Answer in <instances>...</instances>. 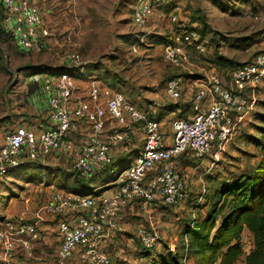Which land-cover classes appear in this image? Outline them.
I'll use <instances>...</instances> for the list:
<instances>
[{
  "label": "built area",
  "instance_id": "1",
  "mask_svg": "<svg viewBox=\"0 0 264 264\" xmlns=\"http://www.w3.org/2000/svg\"><path fill=\"white\" fill-rule=\"evenodd\" d=\"M161 2L136 0L132 20L141 35L131 52H138V46L144 43L149 15ZM248 16L264 20V13ZM0 18L18 51L42 50L49 28L30 0H0ZM171 19L177 21V15ZM204 42L197 28L180 23L163 46V60L171 67L187 70L193 65L194 53L206 56ZM66 59L71 67L78 68L76 73L30 74V83L40 85L46 99L45 122L37 129L17 125L0 135V176L19 166L21 160L53 157L87 178L108 169L117 146L137 131L143 141L141 149L117 173L113 192L93 195L58 190L44 207L46 213L57 216V264L74 256V264H109L102 242L114 235L124 209L136 202L145 206L182 202L185 183L181 157L198 159L212 152L217 159L236 126L250 117L256 90L264 81V51L231 69L226 80L215 73L203 80L192 94V114L170 122L172 138L155 117L154 101L141 108L95 78L87 81L86 96H78L75 76L83 71L82 56L70 53ZM181 82V77L165 81L164 95L169 104L181 98ZM43 225L40 216L4 217L0 222V264H28L16 256L20 251L28 258L32 256V244L41 239ZM137 237L146 249L153 248L157 241L156 233L145 227L138 229Z\"/></svg>",
  "mask_w": 264,
  "mask_h": 264
},
{
  "label": "rangeland",
  "instance_id": "2",
  "mask_svg": "<svg viewBox=\"0 0 264 264\" xmlns=\"http://www.w3.org/2000/svg\"><path fill=\"white\" fill-rule=\"evenodd\" d=\"M165 1L159 3V6L163 7ZM175 1L185 2L182 10L176 12L181 19H185L184 23L203 30L205 50L213 58L210 62L215 61L214 67L229 74L235 64L248 62L253 55L264 51V20H254L248 16L264 13V0ZM135 2L136 0H60L55 6L58 15L56 25L60 29L58 32L62 31V35L70 33L72 36L70 41L55 46L58 56L42 54L41 51L19 53L12 41L10 44L2 43L0 70L3 67L19 70L17 89L20 82H30V74H42L41 70H58L53 72L55 74L76 73L78 68L71 67L66 58L70 53L78 52L82 56L83 71L75 76L76 80L87 82L95 78L104 86L122 93L134 105L145 108L148 105L146 101L138 102L134 97L146 96L148 86L145 84L149 79L154 81L157 89L165 84L169 66L162 59L163 46L168 41L170 32L164 29L154 30L138 46V52H131L141 35L132 20ZM169 14L167 20L170 21ZM191 18L196 21H190ZM169 23L174 29L179 25L172 21ZM1 26L5 30L2 24ZM11 78L10 75L7 83ZM13 91L14 87L9 85L6 91L0 93L1 98H8V101L3 100L4 105L9 103ZM180 99L174 104H169L166 100L167 106L163 105L164 110L172 113L166 120L169 128L163 130L170 138L173 137L170 122L176 118H185L186 115ZM189 108L190 112L191 105ZM153 111L154 114L158 113V107ZM260 114L264 115V81L256 90V104L250 117L236 126L217 159L210 152L202 158H185L181 161L180 171L185 183V198L182 202L174 206L157 202L145 206L136 202L126 207L124 217H121L114 233L113 242L109 241L102 248L110 257L109 264H153V258L142 256L151 253L155 257L158 251L166 253V249L177 252L183 258L190 243L186 228L191 225L201 226L214 203L216 208L223 203L227 206L228 196L225 201L222 197L218 199L220 188L255 167L259 161V149L249 137H259L257 126L261 125L258 117ZM14 117L19 118V115L15 114ZM142 142L141 140L139 145L107 166L108 169L95 171L83 183L78 181L82 177L76 171L59 160H21L19 166L0 176V222L4 217L36 219L38 216L43 219V223L56 221L57 216L52 217L44 209L55 191L100 195V192L113 186L109 182L115 180L119 170L134 160ZM226 210L227 207L223 209V213ZM216 219L219 221L221 215ZM208 226L205 224V230ZM140 227L157 235L156 244L149 252L138 243L137 232ZM242 244L245 251L252 244V236L247 230L242 234ZM197 259L199 258H192L185 264H196Z\"/></svg>",
  "mask_w": 264,
  "mask_h": 264
},
{
  "label": "crops",
  "instance_id": "3",
  "mask_svg": "<svg viewBox=\"0 0 264 264\" xmlns=\"http://www.w3.org/2000/svg\"><path fill=\"white\" fill-rule=\"evenodd\" d=\"M30 2L36 5L44 18V22L46 26L49 28V35L43 41V47L41 50L42 54L58 56V52H56V45L64 44L66 41H70L72 34L65 33L62 35V31L58 32V27L56 23L58 22V15L56 14L55 6L59 4L60 0H30ZM163 7L158 5H154V8L149 15V19L147 22V34L150 35L154 30L161 31L164 29L169 31L170 34L173 32L174 28H172L171 23L175 22L179 24V22L184 23V18L180 16L179 13L176 12L182 10V6L185 5V2L181 1L176 2L175 0H166L163 4ZM131 14V12H129ZM170 13V14H169ZM169 14V19L167 20ZM176 14L177 21H173L171 16ZM131 16V15H130ZM176 26V25H175ZM176 29V28H175ZM147 38V36H145ZM13 42V39H12ZM14 43V42H13ZM15 46V44H14ZM16 48V47H15ZM35 53L36 50H29ZM19 53H25L20 52ZM27 52V51H26ZM208 52L205 54V57H200L197 53H194L193 65L189 67L187 70L178 69L169 66V71L165 74V80L170 77H181V99L180 102L184 105L182 108L185 111V118L191 115L190 105L192 94L198 87L201 86L203 80H205L208 76L215 73L221 76L223 79L228 78V73L223 71L218 67H214L213 58L208 56ZM163 59V58H162ZM18 71L16 69H9L3 67L0 70V93L3 90H7L8 86L11 85L14 87V91L12 93V97L9 99V103L7 105L3 104V100H7V97H0V135H2L8 129H11L17 125H25L29 128L37 129L41 127L45 122L46 116V99L41 90V86L38 84H33L28 81L27 84H24V81L20 82V87L16 85L18 83ZM6 72L8 73L6 75ZM12 76L11 81L7 83L8 77ZM225 73V75H224ZM7 83V84H6ZM88 82H79L77 80V95L81 97H85L88 88ZM148 86L146 90V96H136L134 97L138 102L150 103L152 101L156 102L157 107L159 109L158 113L155 114V117H158L161 121L162 130H167L168 123L166 120L172 113L164 110V106H166L167 101L164 95V84L162 88L157 89V85L154 84V81H150L147 84ZM152 87V88H151ZM139 88V87H138ZM144 88V87H143ZM157 89V90H156ZM164 105V106H163ZM18 114L19 118H15L14 115ZM138 137V138H137ZM141 143V135L136 131L130 135V137L123 143L117 146V149L114 153V161H117L121 155H125L130 149H133ZM53 158V157H49ZM48 159V158H47ZM54 159V158H53ZM188 160V158H186ZM57 160V159H56ZM32 162H43V161H32ZM64 164L63 162H60ZM105 175V174H103ZM102 175V176H103ZM88 178V177H87ZM86 178V179H87ZM109 183H113L111 180ZM114 190V185L112 187H108L99 194L106 195L110 194ZM126 209V208H125ZM124 209V210H125ZM124 212L121 217H124ZM52 222V223H51ZM50 223H44L43 225V235L41 239L34 241L33 246V254L30 258L23 255L22 251L18 253L16 259L24 261L28 264H57L58 259L56 257V249L58 247V240L56 235V221H51ZM115 235V234H114ZM113 235V236H114ZM113 236L111 238H107L102 242V248L107 245V243L113 242ZM74 256L72 259L66 261L64 264H74L75 263ZM110 258V257H109Z\"/></svg>",
  "mask_w": 264,
  "mask_h": 264
},
{
  "label": "trees",
  "instance_id": "4",
  "mask_svg": "<svg viewBox=\"0 0 264 264\" xmlns=\"http://www.w3.org/2000/svg\"><path fill=\"white\" fill-rule=\"evenodd\" d=\"M190 21L196 20L191 18ZM202 24L205 27L204 20ZM198 31L203 35V30ZM11 41V35L3 29L0 23V44H10ZM248 62L235 64L231 69ZM41 71L55 74L53 72L58 70ZM258 117L261 123L257 126L259 137L250 136L249 140L259 149L260 159L255 167L236 176L233 181L220 188L218 199L222 197L225 201L228 196L227 206L223 203L216 208L217 205L214 203L201 226L191 225L186 228L185 232L190 238L184 254L186 263L198 257L196 264H264V115L260 114ZM156 119L159 120L158 117ZM184 159L182 156L180 160ZM85 179L82 177L78 181L83 183ZM226 207L227 210L223 213ZM219 215L221 219L217 221L216 217ZM205 224L209 225L207 230H205ZM212 230L213 233H211ZM245 230L252 236V244L246 251L242 244V234ZM141 247L146 252L150 250ZM157 255L155 258L156 256L152 257L151 253H147L142 257L150 256L153 258V264L154 262L155 264H185L177 252L169 249H166V253L158 251Z\"/></svg>",
  "mask_w": 264,
  "mask_h": 264
}]
</instances>
